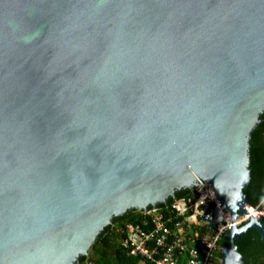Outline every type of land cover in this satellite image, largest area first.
Wrapping results in <instances>:
<instances>
[{"label":"water","instance_id":"obj_1","mask_svg":"<svg viewBox=\"0 0 264 264\" xmlns=\"http://www.w3.org/2000/svg\"><path fill=\"white\" fill-rule=\"evenodd\" d=\"M263 111L264 0H0V264H77L113 217L203 183L247 215L220 249L243 264Z\"/></svg>","mask_w":264,"mask_h":264},{"label":"built area","instance_id":"obj_2","mask_svg":"<svg viewBox=\"0 0 264 264\" xmlns=\"http://www.w3.org/2000/svg\"><path fill=\"white\" fill-rule=\"evenodd\" d=\"M189 190L166 205L135 210V221L123 220L111 225L128 256L138 258L142 264H222L221 239L247 215L239 214L230 222L229 212L220 209V202L208 183ZM216 209L221 214L219 220ZM257 213L256 218H260L264 210Z\"/></svg>","mask_w":264,"mask_h":264},{"label":"trees","instance_id":"obj_3","mask_svg":"<svg viewBox=\"0 0 264 264\" xmlns=\"http://www.w3.org/2000/svg\"><path fill=\"white\" fill-rule=\"evenodd\" d=\"M259 121L250 132L249 137V182L244 186L246 200L251 206H258L264 210V111L258 117ZM189 189H180L175 191V197L189 193ZM174 197V198H175ZM169 197L166 202L172 201ZM163 204V203H162ZM157 204V205H162ZM134 216L127 219L130 213ZM137 216L134 209H130L121 216H115L110 224L105 226L97 235L90 246V249L96 255L95 264H142L138 258L128 256L120 244V236L113 233L111 225L123 220H136ZM264 226V215L259 218ZM226 236L220 241L227 243ZM237 250L241 253L243 264H263L264 260V239L255 228H247L244 235L235 239ZM90 259L89 254L80 255L77 258V264H85ZM151 264V263H143Z\"/></svg>","mask_w":264,"mask_h":264},{"label":"rangeland","instance_id":"obj_4","mask_svg":"<svg viewBox=\"0 0 264 264\" xmlns=\"http://www.w3.org/2000/svg\"><path fill=\"white\" fill-rule=\"evenodd\" d=\"M132 216H134V212L133 213L131 212L129 214V217H127V219H131L130 217H132ZM87 253L89 254L90 259L85 264H95L94 260L96 258V255H94V253L92 252V250L90 248L88 249Z\"/></svg>","mask_w":264,"mask_h":264},{"label":"bare ground","instance_id":"obj_5","mask_svg":"<svg viewBox=\"0 0 264 264\" xmlns=\"http://www.w3.org/2000/svg\"><path fill=\"white\" fill-rule=\"evenodd\" d=\"M248 211H249L250 215L253 217H256V215L258 214L257 210L254 208H248Z\"/></svg>","mask_w":264,"mask_h":264},{"label":"flooded vegetation","instance_id":"obj_6","mask_svg":"<svg viewBox=\"0 0 264 264\" xmlns=\"http://www.w3.org/2000/svg\"><path fill=\"white\" fill-rule=\"evenodd\" d=\"M227 243H228V241H227ZM227 243H226V242L221 243V244H220V247H221V248H222V247H225V246L227 245ZM88 261H89V259H87L85 263H87Z\"/></svg>","mask_w":264,"mask_h":264}]
</instances>
